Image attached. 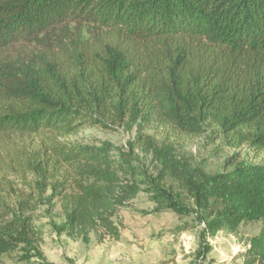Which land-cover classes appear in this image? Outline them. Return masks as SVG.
<instances>
[{"label": "trees", "instance_id": "16d2710c", "mask_svg": "<svg viewBox=\"0 0 264 264\" xmlns=\"http://www.w3.org/2000/svg\"><path fill=\"white\" fill-rule=\"evenodd\" d=\"M154 124L264 153V0H0V138L47 136L51 156L31 170L59 203L55 234L119 241V211L146 192L155 213L201 227L198 261L221 231L260 223L242 264H264V163L198 170L147 135ZM92 127L136 128L131 155L58 142ZM137 149L157 176L133 158ZM41 236L13 215L0 224V264L15 252L50 264Z\"/></svg>", "mask_w": 264, "mask_h": 264}, {"label": "rangeland", "instance_id": "374dc122", "mask_svg": "<svg viewBox=\"0 0 264 264\" xmlns=\"http://www.w3.org/2000/svg\"><path fill=\"white\" fill-rule=\"evenodd\" d=\"M147 135L159 146L165 143L173 147L183 162L212 174L231 170L242 162L251 165L264 163V153L257 154L248 146L234 148L228 137L221 133L188 137L171 127L154 124ZM136 136V128L105 130L92 127L58 142L71 147H100L106 142L122 153L130 154L129 144L136 140ZM46 139V135L0 138V224L11 221L13 215L29 218L33 227L42 233L37 247L47 263L242 264L243 256L250 249V240L260 234V223L243 225L236 234L223 230L209 240L212 251L207 259L198 261L195 252L201 227L196 228L192 217L155 213L150 195L142 192L129 208L120 210L115 219L122 233L119 241L107 240L100 244L95 234L90 235L87 244L68 236L59 237L53 230L54 225L64 222L59 203L51 200L53 191L49 184L41 187V179L31 170L51 156L50 142ZM133 158L139 159L151 176L158 175L157 164L151 155L137 149ZM172 187L178 190L177 186ZM185 224L195 228L175 235L174 231ZM21 255L15 252L5 256L3 264H42L35 259L31 263L21 261Z\"/></svg>", "mask_w": 264, "mask_h": 264}]
</instances>
